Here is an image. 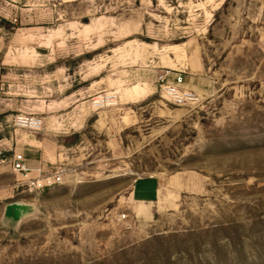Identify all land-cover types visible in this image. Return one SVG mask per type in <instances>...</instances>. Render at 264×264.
<instances>
[{
	"label": "rangeland",
	"instance_id": "1",
	"mask_svg": "<svg viewBox=\"0 0 264 264\" xmlns=\"http://www.w3.org/2000/svg\"><path fill=\"white\" fill-rule=\"evenodd\" d=\"M0 264H264V0H0Z\"/></svg>",
	"mask_w": 264,
	"mask_h": 264
},
{
	"label": "built area",
	"instance_id": "2",
	"mask_svg": "<svg viewBox=\"0 0 264 264\" xmlns=\"http://www.w3.org/2000/svg\"><path fill=\"white\" fill-rule=\"evenodd\" d=\"M172 74L174 76L172 80H170ZM157 84L159 85L161 97L174 106L183 107L187 105H194L198 102L197 95L185 88L182 73L168 71L164 75L158 77ZM109 98L110 97H106V100ZM101 101L103 102V99ZM94 104L98 105L100 104V101H94ZM15 123L16 126L31 131H39L42 127V121L36 117L19 116L16 118ZM25 161L26 159L24 155L15 154L13 158V170L16 173H19L26 180V182H31V179L29 178L30 174L25 167ZM62 182V174L57 173L50 177L43 178L40 181H33L32 185L40 189L44 187L60 185Z\"/></svg>",
	"mask_w": 264,
	"mask_h": 264
},
{
	"label": "water",
	"instance_id": "3",
	"mask_svg": "<svg viewBox=\"0 0 264 264\" xmlns=\"http://www.w3.org/2000/svg\"><path fill=\"white\" fill-rule=\"evenodd\" d=\"M34 212L33 205L25 203H13L6 207L5 219L12 224H20L30 218Z\"/></svg>",
	"mask_w": 264,
	"mask_h": 264
}]
</instances>
